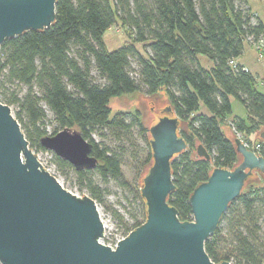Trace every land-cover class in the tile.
<instances>
[{"label": "trees", "instance_id": "obj_1", "mask_svg": "<svg viewBox=\"0 0 264 264\" xmlns=\"http://www.w3.org/2000/svg\"><path fill=\"white\" fill-rule=\"evenodd\" d=\"M55 11L50 28L1 44L0 76L5 74L25 93L20 96L0 83V102L19 108L15 119L35 154L45 152L40 139L48 135L43 128L47 112L57 126L50 135L74 129L92 145L91 156L98 161L94 170L76 171L54 154L52 160L62 174L72 173L79 190H85L97 205L103 204L104 190L94 175L101 181L119 179L127 149L96 143L92 134L103 137L102 132H109L134 147L135 158L140 153L139 184L151 161L148 130L140 113L112 114L109 102L116 97L142 90L156 95L163 89L181 125H187L188 132L180 129V135L188 149L171 164L175 190L168 198L182 222L192 220L189 195L207 180L211 168L232 169L238 161L234 136H227L222 128L231 114V98L246 111L245 120L232 119L235 131L249 146L260 144L259 155L264 157V139L259 134L264 131V93L250 71L237 62L235 68L229 65L242 56L249 37L253 41L264 37L263 23L247 0H58ZM117 22L130 32L129 41L108 51L103 34ZM136 45H142L144 54ZM200 56L211 62L209 68L201 66ZM131 57L138 63L135 77L130 74ZM92 70L103 84L92 80ZM133 128L144 149L135 143ZM256 133L259 137L253 139ZM198 144L210 160L197 157ZM133 189L141 211L131 217L125 236L145 220L139 187ZM204 249L215 264H264V185L246 184Z\"/></svg>", "mask_w": 264, "mask_h": 264}, {"label": "water", "instance_id": "obj_2", "mask_svg": "<svg viewBox=\"0 0 264 264\" xmlns=\"http://www.w3.org/2000/svg\"><path fill=\"white\" fill-rule=\"evenodd\" d=\"M57 1L0 0V47L26 32L50 28ZM151 113V161L139 184L145 220L111 249L100 243L104 226L97 203L61 186L30 149L10 107L0 102V264H215L204 244L246 184L264 174V157L234 136L237 163L232 169L211 168L189 195L192 220L182 222L168 198L175 190L171 164L188 145L169 103ZM40 146L76 171L98 164L92 145L74 129L46 135ZM195 153L211 159L201 144Z\"/></svg>", "mask_w": 264, "mask_h": 264}, {"label": "rangeland", "instance_id": "obj_3", "mask_svg": "<svg viewBox=\"0 0 264 264\" xmlns=\"http://www.w3.org/2000/svg\"><path fill=\"white\" fill-rule=\"evenodd\" d=\"M255 1L257 3L256 6H258L261 12V19L264 26V0ZM128 33H130L128 29L126 27H123L119 22L114 24L103 34V42L106 49L108 51H114L122 47L124 44H127L129 41ZM136 47L142 54H144L142 45H136ZM251 49V45L245 43L243 54L241 57L243 58L244 62L249 63V66L251 67V73L256 77L257 85L261 89L259 83L264 81V65L257 60L256 54L254 53L255 51L253 52V50ZM199 62L204 68H207V64L211 65V62L203 56L199 57ZM130 68V74L135 77V71L138 68V63L135 58H130ZM91 76L92 80L95 83H104V80H102L98 76L95 70L91 71ZM0 83H4V87L11 91H17L20 96L25 93L24 87H15L14 84L9 83L6 79L5 74L0 76ZM262 91L264 93V89ZM168 103V99L163 89L159 90L156 95H147L144 90H142L130 95H124L111 99L109 102V107L112 114H115L117 112L133 113L135 111H138L140 113L141 122L143 123L145 128H148L153 120L151 109H153L154 112L158 111ZM10 109L12 115L15 118L19 111V108L17 106H10ZM201 111L203 113H207L204 108H202ZM242 113L243 106L234 98H231V114L228 117H239ZM129 120L130 118H127V121ZM56 127L57 126L53 121L52 114L50 112H47V119L43 124L45 132L50 135L53 133ZM180 129L182 131L188 132L186 124H182ZM102 133L104 135L103 137L99 135V132H95L94 134H92L91 138L94 142L108 146L111 149H117L121 146H124L127 149L122 166L121 177L119 179H109L108 181H101L98 175L95 174L93 177L95 182L104 190L103 204L97 206L100 218L104 226V241L105 243H108L116 238L124 237L125 233L127 232L126 227H129L132 224L131 217L133 215L138 216L140 214L141 203L137 198H135L133 187H139L137 175L143 170L140 164V153L138 154L137 158L132 155L134 147L130 146L126 141H117V139L109 132ZM132 133L135 143L140 148L144 149L145 145L138 135L136 128L132 129ZM232 133L233 136L239 137L243 141V137L241 134L240 136H238L234 132ZM243 143L247 144L244 141ZM248 148L253 150L252 146H249ZM37 155L39 156V160L43 162L44 168H47L49 170L48 172H50V174L58 180V182L65 190L76 196L87 195V192L85 190H79L75 176L72 173L67 172L65 174H62L61 171L56 168V165L53 162L52 158H50L49 154L46 155L45 152L40 151L37 153ZM262 175L264 176V174ZM251 182L255 183L257 181L253 178L252 180H250V183ZM115 215H118L119 218Z\"/></svg>", "mask_w": 264, "mask_h": 264}, {"label": "built area", "instance_id": "obj_4", "mask_svg": "<svg viewBox=\"0 0 264 264\" xmlns=\"http://www.w3.org/2000/svg\"><path fill=\"white\" fill-rule=\"evenodd\" d=\"M247 40L249 41V44L251 45V47L254 49L256 57H257V60L260 61L264 65V37H260L257 41H253L252 37H249ZM229 65H231V67L235 68L236 67V61L235 60H231L229 62ZM244 70H247V69L244 68ZM259 85H260L261 89L263 90L264 89V82L260 83ZM231 129L236 135L240 136V134L235 131L234 126L232 124H231ZM245 145H246L247 148L249 147L247 144H245ZM259 146H260V144H258V143L254 144L252 146V149H253L252 151H254V152L259 154V152H258ZM45 154L46 155L49 154L50 158L53 157V153H51L49 151H45ZM37 157H38V160H39V156L38 155H37ZM39 162L41 163L42 166L44 165L43 162H41L40 160H39ZM46 170L49 171L47 168H46ZM122 238H124V237L116 238V239H114V240H112V241H110L108 243H105L104 237H103V239L100 240V243H102L105 246L110 247L111 249H115L117 243Z\"/></svg>", "mask_w": 264, "mask_h": 264}, {"label": "crops", "instance_id": "obj_5", "mask_svg": "<svg viewBox=\"0 0 264 264\" xmlns=\"http://www.w3.org/2000/svg\"><path fill=\"white\" fill-rule=\"evenodd\" d=\"M256 1L254 0V1H250V0H247V5H248V7L250 8V10H251V12L253 13V14H255L256 15V17L262 22V19H261V12H260V10H259V8H258V6H256ZM251 50H253V52H254V49L252 48ZM255 53V52H254ZM236 62L238 63V64H240L241 66H243L244 68H246L248 71H250L251 72V67L249 66V63H247V62H244L243 61V58L241 57V58H239V59H237L236 60ZM208 66H207V68H209L211 65H209V64H207ZM258 77V76H257ZM264 82V81H263ZM262 83V82H261ZM260 84V83H259ZM233 118H240V119H243V120H245L246 119V111H245V109H244V107H243V113L239 116V117H237V116H231V117H227L226 118V120H225V122H224V124H223V130H224V132H225V134L227 135V136H230V135H232L233 133V131H232V129H231V124H232V119ZM260 134V133H259ZM259 134L258 133H256V134H253V136H252V138L253 139H256L257 137H259ZM261 176V177H260ZM264 176L262 175V174H257L256 175V177H254V180H256L257 182H255V184H261V185H264ZM262 178V179H261Z\"/></svg>", "mask_w": 264, "mask_h": 264}]
</instances>
